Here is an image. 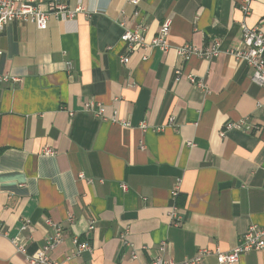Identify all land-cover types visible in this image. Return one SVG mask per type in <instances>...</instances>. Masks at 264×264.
Returning a JSON list of instances; mask_svg holds the SVG:
<instances>
[{
  "label": "crops",
  "instance_id": "crops-1",
  "mask_svg": "<svg viewBox=\"0 0 264 264\" xmlns=\"http://www.w3.org/2000/svg\"><path fill=\"white\" fill-rule=\"evenodd\" d=\"M35 1L46 9L51 0ZM61 1L83 10L71 20L50 15L45 29L13 20L0 31V73L20 78L0 82V264H28L11 238L33 253L53 235L46 219L62 227L49 252L60 264H147L158 255L183 264L201 249L212 252L198 264H218L215 249L228 252L249 225H264V87L225 52L244 48L243 24L264 32V0L248 15L241 0ZM168 16L166 51L120 40V23L141 24L150 40ZM213 38L222 51L212 60L179 58L178 47ZM238 121L243 129L220 135ZM74 237L91 250L71 256ZM234 264H264V250Z\"/></svg>",
  "mask_w": 264,
  "mask_h": 264
},
{
  "label": "built area",
  "instance_id": "built-area-1",
  "mask_svg": "<svg viewBox=\"0 0 264 264\" xmlns=\"http://www.w3.org/2000/svg\"><path fill=\"white\" fill-rule=\"evenodd\" d=\"M128 3L137 7L141 0H127ZM254 0H241V10L244 15L250 13V4ZM83 7L78 3L73 9L61 0H51L46 9H42L39 3L35 0H0V31L11 21L16 20L20 22L33 23L38 29H45L47 27V20L50 15L59 17L63 20H71L76 13L81 12ZM134 15H137L135 11ZM172 17H166L160 25L158 33L153 36L150 40H146L144 27L138 24L134 29L126 28L124 23H120L123 27V33L120 36V40L123 41L129 50L136 48L147 49L148 47L158 48L161 51H166L168 48L167 38L170 32V26ZM241 42L244 46L243 49H227L225 52L232 55L236 61L244 62L251 68L250 80L260 86L264 87V32L257 27L248 26L243 24L241 28ZM221 42L217 38H213L209 45L206 46H195L191 44H184L177 49V54L181 61H186L192 56H197L205 60H212L220 52ZM142 60H146L147 56L143 55ZM122 63L128 62V57H121ZM70 66V63H68ZM177 75L181 74V71L177 69ZM188 81L195 87L206 89V85L201 78H195L193 75H186ZM18 82L20 78L10 73H0V82ZM84 107L94 113L97 117L104 116V107L100 103L88 101L84 103ZM114 121V119H112ZM174 117L169 118V123L173 122ZM127 125L126 122L122 123ZM243 122H227L224 124V129L220 132V135H224V131L227 129H243ZM142 127L144 124L142 123ZM44 155H54L55 151L50 146H45L42 150ZM79 178H85L83 173H79ZM87 182H92V179H87ZM122 189H126L125 185H121ZM177 189L172 190L171 195L174 198L177 195ZM170 216L176 220H180L175 207H172ZM25 226L28 222L24 223ZM46 224L53 228V235L48 238L42 247L35 250L33 253H27L26 243L21 237L14 236L11 238L12 245L15 251L21 254L24 260L28 264H60L50 259L49 252L54 249L62 237V227L57 223H54L51 219H46ZM94 228V221H88V229ZM0 235H6V231L0 223ZM125 233L122 235V239L125 243ZM73 249L71 256H78L84 250H91L90 245L86 241H82L79 237H74ZM129 244V243H128ZM252 250H264V225L258 226L251 224L247 227L239 243L236 244L230 251L222 252L219 249H215L213 252L216 255L218 264H234L238 261L242 254H245ZM159 251H163V245L159 246ZM212 251L209 249H201L193 257L187 258L183 261V264H198L203 257L210 254ZM131 257H136L135 250H132ZM147 264H174L170 259H164L161 255L154 257Z\"/></svg>",
  "mask_w": 264,
  "mask_h": 264
}]
</instances>
